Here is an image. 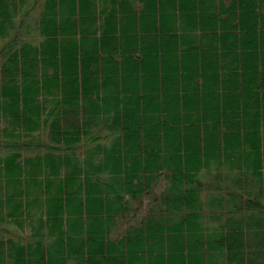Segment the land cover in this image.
<instances>
[{"label": "trees", "instance_id": "trees-1", "mask_svg": "<svg viewBox=\"0 0 264 264\" xmlns=\"http://www.w3.org/2000/svg\"><path fill=\"white\" fill-rule=\"evenodd\" d=\"M0 141V264H264V0H0Z\"/></svg>", "mask_w": 264, "mask_h": 264}, {"label": "rangeland", "instance_id": "rangeland-1", "mask_svg": "<svg viewBox=\"0 0 264 264\" xmlns=\"http://www.w3.org/2000/svg\"><path fill=\"white\" fill-rule=\"evenodd\" d=\"M125 224H126L125 221H119L118 224L116 225V230H114L113 234L117 235L118 233H120L123 230Z\"/></svg>", "mask_w": 264, "mask_h": 264}, {"label": "bare ground", "instance_id": "bare-ground-1", "mask_svg": "<svg viewBox=\"0 0 264 264\" xmlns=\"http://www.w3.org/2000/svg\"><path fill=\"white\" fill-rule=\"evenodd\" d=\"M103 39V38H102ZM107 44V43H106ZM45 58H47V57H45ZM35 59V58H34ZM41 59V58H40ZM32 60V59H31ZM45 60V59H44ZM43 62V61H42ZM36 68V67H35ZM38 68V67H37ZM33 71V70H32ZM8 125V124H7ZM11 133V132H10ZM30 134V133H29ZM11 135H13V134H11ZM47 135V134H46ZM17 136V135H16ZM160 137V136H159ZM240 138V137H239ZM40 140V139H39ZM1 142V141H0ZM30 143V142H29ZM34 145V144H33ZM55 147V146H54ZM49 148V147H48ZM258 148V147H257ZM51 149V148H50ZM160 150H161V148H160ZM259 151V150H258ZM1 152V151H0ZM6 153V152H5ZM34 154V153H33ZM243 154H244V152H243ZM18 156V155H17ZM241 156V155H240ZM53 260V259H52ZM48 261V260H47Z\"/></svg>", "mask_w": 264, "mask_h": 264}]
</instances>
